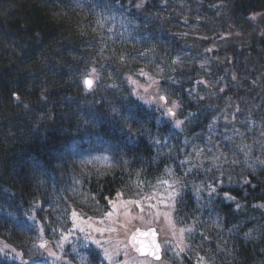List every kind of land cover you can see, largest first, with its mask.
<instances>
[{"label": "trees", "instance_id": "16d2710c", "mask_svg": "<svg viewBox=\"0 0 264 264\" xmlns=\"http://www.w3.org/2000/svg\"><path fill=\"white\" fill-rule=\"evenodd\" d=\"M191 1L204 19L219 3L248 20L264 15V0ZM163 3L0 0V240L23 259L43 261L40 239L59 240L74 212L98 218L119 192L138 197L173 180L176 217L191 228L180 264H264V168L250 173L234 163L224 130L233 122L224 115L238 105L264 123V33L232 45L223 59L208 50L215 32L196 36L145 17ZM115 11L148 20L116 48L99 22ZM147 32L184 55L176 67L160 58L165 75L157 84L177 101L179 126L163 107L144 103L129 80L153 53ZM99 50L110 54L107 65L98 63ZM93 68L98 89L86 90ZM65 251L63 264H108L94 246ZM0 264L22 263L0 254Z\"/></svg>", "mask_w": 264, "mask_h": 264}, {"label": "rangeland", "instance_id": "374dc122", "mask_svg": "<svg viewBox=\"0 0 264 264\" xmlns=\"http://www.w3.org/2000/svg\"><path fill=\"white\" fill-rule=\"evenodd\" d=\"M78 3L84 0H73ZM221 2V1H220ZM203 10L198 1L191 0H164L160 9L149 12L145 15L149 20L160 21L164 26H180L183 33L193 35L209 36L211 31L214 41L209 49H216L220 52L219 57L223 59L231 58L232 52L229 48L232 45L242 47L252 42L256 34H263L264 28L260 22L264 21V15L252 14L251 18L245 19L237 16L230 7L224 3H219L216 10L204 19ZM145 18L138 20L122 12H112L99 17V22L103 25L101 30L105 33L104 42L116 48L123 39L136 38L140 29L145 25ZM203 21H205L203 23ZM146 38L153 46V53L142 67L140 74L129 77L134 83L137 96L141 100L152 106H161L169 114L168 109L175 111V121H179L177 101L166 99L160 100L161 96L166 98L165 92L158 84V77L164 76V69L159 67V60L171 62L176 67L184 63V55L169 49V45L162 38L147 32ZM211 37V36H210ZM141 43V40L138 41ZM6 44L7 41H6ZM164 46L167 49L164 50ZM98 63L107 65L110 61V54H103L102 51ZM202 61L205 68L212 63L211 53L203 54ZM170 60V61H168ZM161 66V65H160ZM95 81V76L92 77ZM204 82L209 86L216 87L218 84L213 80H208L206 74L203 75ZM100 81L95 82L93 88L98 89ZM175 105V107H174ZM242 106L238 105L234 113L229 115L230 108L224 109L227 120L233 122L224 130L226 136L231 138V145L225 154L232 157L234 163H238L246 172L254 173L264 168V123H261L252 113L240 112ZM178 186L175 181L162 180L154 189L138 197H127L119 192L110 201V210L98 218L87 217L75 212L76 216L70 218L72 225L64 232L55 243L48 244L42 248L44 252L43 261H33L23 259L14 247L0 240V254L9 255L22 264H63L66 261V247L72 244L76 248L82 246H94L103 253L104 260L108 264H180L182 255L191 250L189 242L190 227L178 222L175 214L176 198ZM46 209V208H45ZM111 213V215H109ZM155 228L159 234V243L163 249V259L153 260L146 256L138 255L136 247L129 243L132 233L137 229L140 232H150ZM83 229V231H81ZM66 237V239H65ZM46 238L42 237L40 242L45 243ZM95 241H100L98 246ZM6 246V247H5ZM104 249H107L108 257L105 258ZM49 252L55 253L54 256Z\"/></svg>", "mask_w": 264, "mask_h": 264}, {"label": "snow or ice", "instance_id": "6c2138e0", "mask_svg": "<svg viewBox=\"0 0 264 264\" xmlns=\"http://www.w3.org/2000/svg\"><path fill=\"white\" fill-rule=\"evenodd\" d=\"M96 73V69L93 68L91 70L90 73L85 75V78L83 79L82 83L85 87L86 90H92L93 86H94V79L92 78ZM160 100L165 101L166 102V98L164 96L160 97ZM175 107V105H174ZM168 112L170 115H175V112L173 111V109H168ZM177 126H179L181 123H183L182 121H176ZM109 215H111V213H109ZM76 216V213H73V217ZM81 231H83V229H81ZM149 235V233H141L139 231V229H137L134 233L131 234L130 239H129V243L133 246L136 247L137 244L140 245V247L136 248V250L138 252H140L141 255L146 254V250H149V254L153 255L156 259H160V257L157 255L158 251H159V247L158 245H155V241H149V242H144L140 239V237L143 236H147ZM66 239V237H65ZM95 243L99 246L100 245V241H95ZM6 247V246H5ZM40 248H46V244L41 243L39 245ZM0 251H3L2 249H0ZM104 254H105V258H109L108 257V252L107 249H104ZM49 255H52L55 257V253L49 252ZM56 259H59V257H55Z\"/></svg>", "mask_w": 264, "mask_h": 264}, {"label": "water", "instance_id": "95a60500", "mask_svg": "<svg viewBox=\"0 0 264 264\" xmlns=\"http://www.w3.org/2000/svg\"><path fill=\"white\" fill-rule=\"evenodd\" d=\"M141 233H149V235L147 236H143V237H140V239L144 242H149V241H155V245H158L159 247V251L157 253V255L160 257V259H156L153 255L149 254V250H146V254L144 255H141L140 252H138V254L143 257V256H146V257H150L152 259H155V260H161L162 259V247L159 243V234L157 232V230L155 228H153L150 232L148 231H142ZM140 247L139 244L136 245V248Z\"/></svg>", "mask_w": 264, "mask_h": 264}]
</instances>
